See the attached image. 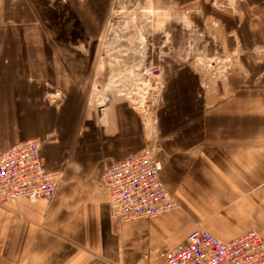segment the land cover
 Instances as JSON below:
<instances>
[{
	"label": "crops",
	"instance_id": "1",
	"mask_svg": "<svg viewBox=\"0 0 264 264\" xmlns=\"http://www.w3.org/2000/svg\"><path fill=\"white\" fill-rule=\"evenodd\" d=\"M108 2L0 0V153L38 139L41 165L60 175L51 201L0 207V264H156L198 228L220 242L252 229L264 244V88L258 97V87L229 76L226 88L236 96L219 101L224 86H206L181 68L165 80L147 120L119 97L140 75L133 69L123 77L117 61L139 54H106L94 71ZM249 3L257 30L238 20L229 29L221 16L228 45L232 33L245 45L256 33L264 39V0ZM95 76L110 97L101 114L88 106ZM152 144L178 208L120 221L110 213L102 170Z\"/></svg>",
	"mask_w": 264,
	"mask_h": 264
},
{
	"label": "rangeland",
	"instance_id": "2",
	"mask_svg": "<svg viewBox=\"0 0 264 264\" xmlns=\"http://www.w3.org/2000/svg\"><path fill=\"white\" fill-rule=\"evenodd\" d=\"M221 16L229 20V29L236 27L238 20L253 26L252 32L257 30L258 16L249 0H109L104 26L96 39L94 71L98 72L99 59L106 54L117 55L118 59L131 54H137L138 59L139 54V60L117 61L123 77L133 69L140 75L139 84L119 97L151 122L160 105L165 80L181 68L204 77L206 86H224L225 94L219 101L236 96L226 88L229 76L240 86L258 87L260 97L264 88V39L256 33L245 45L232 33L235 40L228 45ZM245 32L251 36L249 30ZM79 49L83 51L82 46ZM245 60L251 61V69ZM248 69L261 72L252 77ZM108 97L95 76L88 106L98 108L107 103Z\"/></svg>",
	"mask_w": 264,
	"mask_h": 264
},
{
	"label": "built area",
	"instance_id": "3",
	"mask_svg": "<svg viewBox=\"0 0 264 264\" xmlns=\"http://www.w3.org/2000/svg\"><path fill=\"white\" fill-rule=\"evenodd\" d=\"M104 105L98 106L99 114ZM41 145L40 140L32 139L0 153V207L19 199L49 202L54 197L60 175L41 165ZM159 154L157 145L152 144L103 168L101 185L113 217L125 222L178 208L160 179L163 164ZM156 264H264V244L254 230L220 242L198 228L188 235L184 246L163 252Z\"/></svg>",
	"mask_w": 264,
	"mask_h": 264
}]
</instances>
